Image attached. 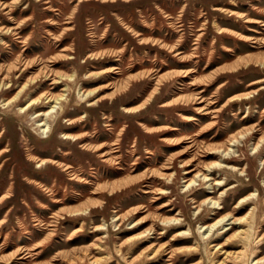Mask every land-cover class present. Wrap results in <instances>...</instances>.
Instances as JSON below:
<instances>
[{
    "label": "rangeland",
    "instance_id": "obj_1",
    "mask_svg": "<svg viewBox=\"0 0 264 264\" xmlns=\"http://www.w3.org/2000/svg\"><path fill=\"white\" fill-rule=\"evenodd\" d=\"M13 27L19 38L5 31ZM58 54L73 58L53 69L74 76L70 92L53 90L69 96L50 137L29 119L47 107L18 110L50 80L1 107L36 66L20 77L12 71L10 89H0V264H217L225 250L243 247L240 261H262L264 141L253 148L264 137V0H0V66ZM62 131L84 135L66 141ZM42 158L62 164L37 166ZM207 197L221 207L196 208ZM251 208L243 224H229ZM225 214L228 224L203 238ZM173 217L178 224L161 222ZM150 227L145 239H127ZM241 228L249 242L235 234Z\"/></svg>",
    "mask_w": 264,
    "mask_h": 264
},
{
    "label": "bare ground",
    "instance_id": "obj_2",
    "mask_svg": "<svg viewBox=\"0 0 264 264\" xmlns=\"http://www.w3.org/2000/svg\"><path fill=\"white\" fill-rule=\"evenodd\" d=\"M14 29H15V27H13V28H7L5 31L11 33L12 35H14V38L13 39L19 38L18 33L15 32ZM58 36H60V35H58ZM57 41H61V39H57ZM72 58L73 57L72 56H69V55H67L66 57H62L61 54H58V55H55V56L51 57L50 59H47L45 62H42V58H40V57H34L32 59H24V58H22V56H17L16 59L14 60V62L11 63V64H9L8 66H6V67L0 66V76H1L0 89H1V91L3 89L4 90H7V89L9 90L10 87L12 86V77H11L12 71H19L20 70L19 71L20 73L17 76V77H20V76H22V75L30 72V69L34 68L35 66L37 67V72L35 73V75L28 76L27 79L24 81V83L19 88V90L11 98H9L7 101H5L1 105V107L2 108L8 107L11 104L15 103L16 101H18V99L20 98V96L22 95V93L25 90H27V87L29 85L33 84V82H35V81H42V80L43 81L44 80L45 81L50 80L48 82V85L50 86L49 89H44L37 96L30 97L23 106H20L18 108V110H19L20 113L25 114L26 112L30 111L33 108L47 107V109H43V110H38V111L31 112L30 113L31 115L29 116V119L31 120L32 124H34L37 127V130L40 132L42 138H48V137H50V134L52 133V130H53V123H54L55 120H57V118L59 117V115L63 112V107H64V105L66 103V100H68V96H69V92H70V87H68V84H66V81H69V82L71 81L72 82L73 81V76H74V74L67 75V74H65V73H63L61 71L54 70L52 66L53 65H59L60 66V65L63 64V63H61L62 61L64 62V61H67V60L72 59ZM48 63H50V65ZM106 70H108V69H105V70H103L101 72H106ZM101 72L100 71L99 72H90V73H88V76L98 75ZM109 72H110V70H109ZM160 81L161 80L158 79L156 81V85H158L159 83H161ZM69 82H67V83H69ZM58 84H64L66 86V88H63L61 90H64V91L65 90H67V91L69 90V92H62V93H60V92H57V93L54 92L53 90L58 87ZM154 89H157V88L155 87ZM94 91H95L94 89L87 90V91L86 90H83L82 94L80 96L78 95V99L77 100L78 101H85L86 98H88L89 96H91L94 93ZM249 96H251V95H249ZM188 98L191 99L192 101H194L197 104H200V102H202L204 100L200 96H196V95H194L193 98L192 97L191 98L188 97ZM89 104H92V103H89ZM197 109H198V111L205 110V108L202 107V106L198 107ZM125 111L129 112V111H131V108L130 107L125 108ZM204 112L207 113L206 110ZM185 119H188L189 120V119H193V117H188L187 116V117H185ZM62 121L65 122L66 125H71L73 123V119L66 118V117L63 118ZM83 135H84V133H71V132H67V131H64V132L62 131L60 133V136L59 137L61 139H63V140H66V141L77 142V141L81 140V138L83 137ZM244 137H245V132L244 133L241 132V133H239L237 135L231 136L229 138V140H228L227 146L222 149V152H224L225 154H228L230 152V148L233 147V146H235L236 143L239 142L240 139H242ZM165 139H167V138H165ZM263 141H264V137H262L261 139L258 140V142L256 143V145H255V147L253 149H256L259 146V142H263ZM88 145H89V143H86V142L80 143V147L82 149L88 150L89 149L88 148ZM3 150H5V149H3ZM209 151L211 152L212 150H209ZM100 156L101 157H104L105 156V152H102L101 151L100 152ZM107 159H102V161H105L106 162ZM47 163L55 164V165L62 164L58 160H54V159H50V158H42V159H38L37 166H42L43 164H47ZM219 163L220 162L215 163V164L219 165ZM187 164L188 163L182 164V166H186ZM63 167H64V169H66L68 167V165H64ZM191 171H192L191 168L185 170L186 173L187 172H191ZM200 174L203 176L204 179H206L208 177L207 174H204V173H200ZM162 175L168 177V176H171V173H166V172L164 173L163 172ZM198 176H199V174H198ZM196 177H197V175H194L191 178H185L184 179L185 182H186V185L185 186L186 187L192 186V184L194 183ZM129 182H131V180H126L125 181V183H129ZM215 184H218L219 185L220 182H217ZM142 192H145L146 193V192H150V190L143 189ZM157 193H160V191L157 192ZM221 194H222V192H221ZM250 196L253 197L254 196V193H250L249 196L242 197L237 202L238 205H236V206L239 207V206L243 205L250 198ZM155 198L157 199V198H160V197H155ZM206 202L212 204V207L215 208V209L221 207L220 206V203L217 200H213L210 197H207L198 206H196V208L199 209L201 207V205H203ZM168 204L169 203H167V202L166 203H163L162 205H160V207L168 206ZM253 211H254V209L251 208V210L249 212H247L246 215H244L243 217L238 218V219H233L231 222H229V224L230 223H233L234 224L236 222L239 223V224H243L242 222L244 220H246L248 218V216H250V214ZM70 213L72 215L84 214L83 210H82L81 213L79 211H72ZM86 213H88V212H86ZM227 216H230V215L225 214L224 216L220 217L219 219H217L212 224H209V225L205 226L204 233L202 234V237L203 238L209 237L212 234V232H214L215 230H217V228L219 227V225L222 222H224V220L226 219ZM113 220L114 221H119V220H121V217L120 216H115ZM226 220H229V219H226ZM134 222H136V221H134ZM140 222H142V221H140ZM161 222L164 225H166V226L175 225V224H178V218L177 217H173V218H169V219H161ZM137 224H139L138 221L136 223L132 224L130 226V228L136 227ZM226 224H228V223H224V225L222 223V228ZM152 227H150L149 229H146V230H144V231H142L140 233H137L135 235H132V236L128 237L127 239L128 240H131V241L132 240H135V239H143V238L145 239L149 234L153 233V232H151L153 230ZM96 229H103V225H101L100 227H97ZM165 232L161 231L159 233H163L164 234ZM185 234H187V233L185 231H182L180 233H177L176 235L177 236H182V235H185ZM235 234H238L240 236V238L245 239V242H249L248 239H249L250 235L248 234V228H245V229L244 228H241L238 231H236ZM232 237H233V234H232ZM148 238H150V237H148ZM176 239L177 238L172 237L170 240L174 241ZM183 240L184 241H187L188 240V237H184ZM260 240H261V238L259 237L257 240L255 239L254 241H255V243L258 244L260 242ZM251 243H253V240H252ZM162 248H164V246H158L155 249H154V247H152V254H151V256L149 255L148 258L155 257L158 254V252H160L162 250ZM244 249H246V248L243 247V249H238V250H235V251H232V252H228V251L225 252L226 250L224 252L222 251L223 252L222 254H224V255H223L222 259L220 261H218L217 264H239V263L240 264H249L246 261H240V260H243V257L245 255V253H244L245 250ZM220 250L221 249H218V251H220ZM19 258H21V256ZM98 260H99V258L98 259L97 258H92L89 262H91L92 264H96V263H98ZM237 262H239V263H237ZM263 262H264V259H262V261H261V259L260 260L259 259H257V260H253L252 259V261H251L252 264H260V263H263Z\"/></svg>",
    "mask_w": 264,
    "mask_h": 264
}]
</instances>
